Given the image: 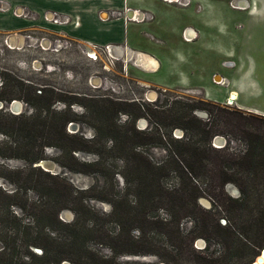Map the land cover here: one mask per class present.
I'll return each instance as SVG.
<instances>
[{
    "label": "trees",
    "instance_id": "1",
    "mask_svg": "<svg viewBox=\"0 0 264 264\" xmlns=\"http://www.w3.org/2000/svg\"><path fill=\"white\" fill-rule=\"evenodd\" d=\"M14 85L10 84V88L4 91L5 97L1 90L0 99L24 98L34 112L11 115L12 122L0 116V131L12 136L15 148L31 150L33 157L24 156L28 165L43 158L44 146H59L55 143L57 139L71 137L94 143L105 134L118 151L116 158L121 159L129 171L120 170L118 173L126 187L122 196L124 201L127 202L130 194L134 198L135 204H129L133 210L130 229L138 234L131 237L132 241L136 245L153 244L143 228L168 234L171 241L162 250L114 249L111 258L99 256L86 243V233L97 231L92 222L78 224L77 219L65 222L58 218L67 202L73 201V195L80 191L62 179L63 184L55 186L53 183L59 179L58 176L35 166L30 169L36 172L8 180L15 183L20 179L26 184L24 188L42 192L45 197L33 201L25 198L19 203L17 199L22 187L19 184L11 193L0 192V264H60L63 260L74 264H121L117 258L122 252L136 255L153 253L167 264H185L188 257L199 264H252L264 248V115L211 99L176 97L166 103L154 102L153 107L149 103L101 99L100 104L95 102L99 107L96 115L121 110L118 106L123 104L122 110H131L133 119L147 116L156 127L153 131L137 130L133 124L129 128L118 127L111 118L92 125L94 135L84 139L69 135L65 131V120H53L50 108L52 91L40 87L36 92L34 88L24 91L26 95L22 96L13 93ZM64 101L67 105L74 102ZM79 103L83 105L82 101ZM196 110L204 111L206 118L198 117L194 113ZM159 126L166 127L167 131L158 133ZM121 128L119 134H111L112 130ZM176 128L182 130L179 137L172 135ZM216 135L225 138L224 145H214ZM231 141L242 148H235ZM136 143L164 147L165 159L160 164L152 163L146 156L132 150ZM79 148L73 146L70 151ZM95 152L100 157L99 152ZM75 161L79 167L72 166L71 170L86 174L96 172L89 167L98 162ZM170 173L178 179L177 185L171 188L162 182V176ZM227 183L234 184L239 195L228 194L225 190ZM202 196L210 200V207L198 203ZM13 206H18L25 217L18 215ZM147 208H163L168 218L159 215L148 218ZM86 211L92 212L90 208ZM184 219L191 222L186 231L181 228ZM58 230L65 231L67 235H57ZM199 237L207 242L203 249L193 245ZM210 244L217 249L210 248ZM31 246L40 248L41 253H34Z\"/></svg>",
    "mask_w": 264,
    "mask_h": 264
},
{
    "label": "rangeland",
    "instance_id": "2",
    "mask_svg": "<svg viewBox=\"0 0 264 264\" xmlns=\"http://www.w3.org/2000/svg\"><path fill=\"white\" fill-rule=\"evenodd\" d=\"M208 1L214 4L229 5L232 8L233 6L238 7L236 9L247 7L249 4L252 5L251 9L253 10L255 4L259 7L256 16L250 15L246 9H240V11L225 10L220 13L222 17L216 13L214 15L216 18L212 33L209 36L206 35L211 42H214L213 47L210 50L206 45L200 46V58L197 59V63L200 65V69L202 68L205 71L210 67L222 69L218 63L221 60L219 58H223L224 54H220L219 52L221 51L218 49L228 48L236 56L231 61H223L222 65L230 66L229 70L236 71L237 67L232 65L233 62L237 65L241 63L242 68L247 73L243 81L244 85L250 92L258 91L260 96L258 103L264 105V0ZM10 11L18 19L24 18L29 20L33 17L29 11H25V14L17 16L14 7ZM228 20H230V25L227 23ZM0 21L11 26H18L22 23L6 15H0ZM223 21L228 27V33L225 35H222L219 32L221 30H218ZM12 35L16 36L17 42L7 44L6 39L10 40ZM18 37L22 39L21 46L17 45ZM136 39L141 46L148 43L142 36L140 38L136 37ZM42 41H45V44ZM91 47L96 51V58L89 57L87 55L88 52L79 46L77 40L70 38L64 32H59L48 27L31 26L0 29V91L2 90L3 92L2 96L5 97L6 92L4 91L8 90L12 83L15 84L11 89L13 93H20L22 96L26 95L24 91L36 88V92H39L37 89L45 87V89H48L47 91H52L53 99L50 101V108L53 112V120H65V131L69 135L82 136L84 139L92 138L94 135L92 125H96L101 120L107 121L111 118L118 127L127 126L129 128L133 124L140 131H149L150 129L153 131L156 127L147 116L133 119L131 110L129 112L122 110L125 106L123 104L118 106L122 108L121 110H110L96 115L95 111L99 107L95 102L97 101L100 104L102 102L101 99L126 103H133L134 101L137 104L149 103L151 107H153L154 102L158 104L166 103L176 97H184L183 99H208L199 91L179 90L153 84L144 79L148 77L142 76L138 68L132 64L131 59L125 60L121 56L116 59L111 58L107 51H105L104 45L91 44ZM113 54L115 55V53ZM239 54L242 60L236 58ZM163 73V71H160L153 75L163 80L170 79V81L181 77V75L166 76ZM192 78L196 80V76H192ZM201 87L202 89L206 88L205 86ZM210 90L211 95L215 94L219 97H226L232 93L228 92V87H226L225 92L224 88L222 90L211 88ZM12 99H17L21 102L19 112L10 109L9 103ZM12 99H0V116L4 117L8 122L14 120L11 115L20 113L29 115L34 112L24 98ZM64 100H74V102L67 105ZM79 101H82L83 105ZM226 101L225 104L217 102L230 107H237L235 105V98L231 105L226 104ZM250 101H253V104L256 103L253 98ZM194 113L203 119L207 116L201 110L194 111ZM176 130H180L182 133L181 129L176 128L172 131L174 137L179 136L175 133ZM166 131L167 128L164 126L157 127V132L160 134H164ZM120 132H122V128L119 131L117 129L112 130L111 134L117 135ZM11 137L0 131V192L11 193L17 190L19 184L22 186L19 193L20 198L17 199L19 203L25 198L28 201H33L37 198L45 197L42 192L24 188L26 184L20 179H17L15 183L8 180L12 178L16 179L17 176L24 177L29 172H36L31 171L30 168L39 166L49 174L58 176L59 179L56 180V183H53L55 186L59 187V184H63L60 180L62 179L68 182L72 188L80 191L76 196L73 195V201L67 202V207L60 211L58 218L65 222L77 219L78 224H89L92 222L97 231L86 233V243L99 256L111 258L114 249L118 251L136 249L151 251L167 248L171 241L170 236L157 230H149V228L143 229L151 237L152 245H136L132 241L131 237H135L138 234L137 231L130 229V217L133 210L129 207V204H135L134 198L130 194L127 196V202L124 201L122 196L125 193L126 187L123 177L118 173L120 170H125L127 173L129 171L124 168L122 160L116 158L118 151L112 147V143H110L108 137H105V134L100 136L99 142L94 143L77 141L71 137L57 139L55 143L59 146H44L42 149L43 158L30 165H28L26 157H33L31 150L25 151L21 147L15 148L16 145L12 143ZM141 139L139 138L140 141ZM19 141L21 142L22 139H19ZM231 145L235 148L241 147L234 141H231ZM73 146L80 148L70 151V148ZM86 148L90 150H86ZM132 150L146 156L154 164H160L166 156V150L162 146L136 143L132 147ZM95 151L99 152L100 157H98ZM4 155L11 156L5 157ZM71 155L78 161L98 162L89 167L96 172L86 174L71 170L70 167L72 166L79 167ZM24 156L26 157L24 158ZM177 181L178 179L174 173L162 176V182L169 188L176 186ZM229 186L233 190L237 189L234 184ZM226 192L234 196L239 195V191L235 192V194L230 190L229 192L226 190ZM198 203L206 208L211 205L210 200L204 196L198 198ZM86 208H90L92 212H87ZM12 209L18 215L23 214L18 206H13ZM125 209L130 210V212L126 211L123 213ZM147 209H149L147 212L148 218H155L156 215H159L161 218H168V214L163 208L158 210L155 208ZM190 225L191 222L187 219L181 222V228L184 231ZM57 235L64 237L67 234L63 230H58ZM206 244L205 239L200 237L196 238L193 243L194 247L198 249H203ZM213 247L217 249V246L210 244V248ZM30 249L36 254L41 253L38 247L31 246ZM259 255L260 253L255 257L252 264L257 262L256 259ZM117 259L121 264H167L153 253H140L136 255L122 252ZM60 264L74 263L63 260ZM185 264L199 263L195 259L188 257Z\"/></svg>",
    "mask_w": 264,
    "mask_h": 264
},
{
    "label": "crops",
    "instance_id": "3",
    "mask_svg": "<svg viewBox=\"0 0 264 264\" xmlns=\"http://www.w3.org/2000/svg\"><path fill=\"white\" fill-rule=\"evenodd\" d=\"M188 1L187 6H180L165 0H0V15L22 22L18 26H11L0 21V29L48 27L77 40L86 51L89 47L94 51L91 44H114L110 45L111 57L131 59L142 76L148 77L144 79L153 84L199 91L206 98L224 104L227 96L211 95L210 89L224 88L225 92L228 87L229 93H235V105L238 108L264 115V105L258 103L259 92H250L243 83L247 73L242 64L237 65L233 61V64L230 63L237 67L236 71L229 70L230 66L222 65L223 61H231L236 56L228 48L218 49L220 54H224L218 63L222 69L210 67L205 71L200 69L197 63L200 58L199 47L206 45L210 50L213 47L214 42H211L208 36L214 28L216 13L222 17L220 13L225 10L246 9L250 15L256 16L259 7L255 4L253 10L249 4L247 7L236 9L238 7L214 4L208 0ZM12 7L17 16L29 11L33 15L32 19L14 17L10 11ZM112 10L120 11V14L111 16ZM54 12L68 17V22L58 24L49 21L48 18ZM227 23L230 25V20ZM227 29L224 21L218 27L222 35L228 33ZM141 36L147 40V45L139 44L136 37ZM10 38L7 44L17 42L16 36L12 35ZM18 39L17 45L21 46L22 39ZM236 58L242 60L240 54ZM160 71L166 76L181 77L170 81L153 75ZM192 76H196V80H193ZM201 86L206 88L202 89ZM252 98L255 99V104L250 101Z\"/></svg>",
    "mask_w": 264,
    "mask_h": 264
},
{
    "label": "built area",
    "instance_id": "4",
    "mask_svg": "<svg viewBox=\"0 0 264 264\" xmlns=\"http://www.w3.org/2000/svg\"><path fill=\"white\" fill-rule=\"evenodd\" d=\"M165 1H167V2H173V3H176L178 5H187L189 3L188 0H165ZM22 14H25V13H22ZM119 14H120V11H117V10H112L110 12V15L111 16H113V15L116 16V15H119ZM48 20L51 21V22H53V23L64 24V23H67L68 22V17H66V16H60L57 13L54 12V13H52V16L50 18H48ZM110 45H113L114 46V44H106V45H104L105 51H108ZM233 99L231 98L230 95H228L227 96V101H226L227 103L226 104L231 105L233 103Z\"/></svg>",
    "mask_w": 264,
    "mask_h": 264
},
{
    "label": "water",
    "instance_id": "5",
    "mask_svg": "<svg viewBox=\"0 0 264 264\" xmlns=\"http://www.w3.org/2000/svg\"><path fill=\"white\" fill-rule=\"evenodd\" d=\"M9 107H10V109H12V110H14V111H16V112H19L20 111V109H21V102L19 101V100H17V99H12L11 101H10V103H9ZM197 111V110H196ZM177 135H179V136H181V131L180 130H176V132H175ZM179 136H177V137H179ZM225 138L223 137V136H221V135H216L214 138H213V143H214V145L215 146H222V145H224L225 144ZM229 185H232V183H227L226 185H225V189L229 192V190L227 189L228 188V186ZM238 191V189H236L235 188V192H237ZM231 193V192H230ZM232 196H234V195H232ZM257 262H259V263H262L263 261H264V259H263V257H262V249H261V251H260V255L257 257Z\"/></svg>",
    "mask_w": 264,
    "mask_h": 264
},
{
    "label": "bare ground",
    "instance_id": "6",
    "mask_svg": "<svg viewBox=\"0 0 264 264\" xmlns=\"http://www.w3.org/2000/svg\"><path fill=\"white\" fill-rule=\"evenodd\" d=\"M45 44V43H44ZM91 48L89 47V50L88 51H86V52H88L87 53V55L89 56V57H93V58H96L97 56L95 55V52L94 51H92V50H90ZM110 49H111V46H109V49H108V51H107V53H108V55L111 57V55H112V53L110 52ZM115 56V55H114ZM111 58H113V59H116V58H118L117 56H115V57H111ZM216 78H218V77H216ZM231 98L233 99V98H235V93H231ZM228 189V188H227ZM229 190L232 192V193H234L235 194V190H233L230 186H229ZM262 257H263V259H264V248H262ZM259 262H255L254 264H258ZM263 263V262H262Z\"/></svg>",
    "mask_w": 264,
    "mask_h": 264
},
{
    "label": "flooded vegetation",
    "instance_id": "7",
    "mask_svg": "<svg viewBox=\"0 0 264 264\" xmlns=\"http://www.w3.org/2000/svg\"><path fill=\"white\" fill-rule=\"evenodd\" d=\"M8 42V38L6 39V43ZM42 43L44 44L45 43V41H42ZM79 46H81V45H79ZM81 47H83V46H81Z\"/></svg>",
    "mask_w": 264,
    "mask_h": 264
}]
</instances>
